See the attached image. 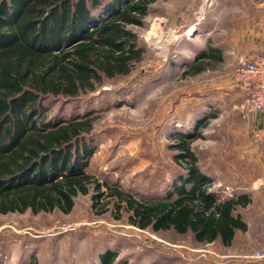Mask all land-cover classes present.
I'll use <instances>...</instances> for the list:
<instances>
[{
    "label": "rangeland",
    "instance_id": "obj_1",
    "mask_svg": "<svg viewBox=\"0 0 264 264\" xmlns=\"http://www.w3.org/2000/svg\"><path fill=\"white\" fill-rule=\"evenodd\" d=\"M100 2L103 9L108 0ZM130 29L142 59L127 76L78 99L45 100L37 120L94 118L87 170L136 196L171 182V134L195 135L191 147L212 189L221 197L250 194L251 203L238 208L247 230L228 248L200 244L190 234L140 229L110 204L101 213L105 206H93L89 192L75 197L67 213L0 214V264H101L106 251L116 264L249 263L225 255L264 244V118L241 108L244 92L234 79L239 53L257 45L254 32L264 34V0H156L143 25ZM208 46L221 59L184 75Z\"/></svg>",
    "mask_w": 264,
    "mask_h": 264
},
{
    "label": "trees",
    "instance_id": "obj_2",
    "mask_svg": "<svg viewBox=\"0 0 264 264\" xmlns=\"http://www.w3.org/2000/svg\"><path fill=\"white\" fill-rule=\"evenodd\" d=\"M155 1L108 0L102 9L100 0H0V214L67 213L90 192L93 206H105L101 213L110 204L131 225L190 234L200 244L229 247L247 230L238 208L251 203L250 194L221 197L212 189L191 147L195 135L171 134V182L136 196L87 170L94 118L37 120L45 100L78 99L131 72L142 49L130 26H142ZM217 59L208 46L183 74ZM114 260V252L100 256L101 264Z\"/></svg>",
    "mask_w": 264,
    "mask_h": 264
},
{
    "label": "built area",
    "instance_id": "obj_3",
    "mask_svg": "<svg viewBox=\"0 0 264 264\" xmlns=\"http://www.w3.org/2000/svg\"><path fill=\"white\" fill-rule=\"evenodd\" d=\"M234 79L244 92L241 108L248 114H260L264 118V49L254 57L239 56ZM245 257L264 264V244Z\"/></svg>",
    "mask_w": 264,
    "mask_h": 264
},
{
    "label": "crops",
    "instance_id": "obj_4",
    "mask_svg": "<svg viewBox=\"0 0 264 264\" xmlns=\"http://www.w3.org/2000/svg\"><path fill=\"white\" fill-rule=\"evenodd\" d=\"M253 33V32H252ZM258 34H256L254 32L253 35H255V37H257L256 39V42H257V45H252L251 46V49L250 50H243L242 52H240V56H244V57H254L256 56L257 54H259L263 49H264V34L262 31H258L257 32ZM259 119H260V116H259ZM223 247V246H222ZM224 248H228V247H224ZM237 252H241V251H237ZM229 253H227L225 255V257H228V258H237V257H242V258H245L244 256L245 253H237V254H233V255H228ZM232 260V261H230ZM235 261V262H233ZM245 260H236V259H226L224 261L221 262V264H260L259 262H254V261H251V260H247L249 263H245L244 262ZM229 262V263H228Z\"/></svg>",
    "mask_w": 264,
    "mask_h": 264
},
{
    "label": "bare ground",
    "instance_id": "obj_5",
    "mask_svg": "<svg viewBox=\"0 0 264 264\" xmlns=\"http://www.w3.org/2000/svg\"><path fill=\"white\" fill-rule=\"evenodd\" d=\"M190 32H192L191 28L188 30V32H187V33H190Z\"/></svg>",
    "mask_w": 264,
    "mask_h": 264
}]
</instances>
